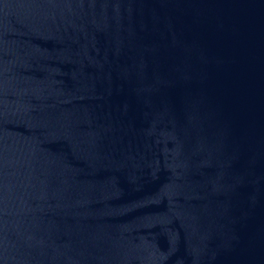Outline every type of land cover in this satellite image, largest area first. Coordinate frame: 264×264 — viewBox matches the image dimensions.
Returning a JSON list of instances; mask_svg holds the SVG:
<instances>
[{
	"label": "water",
	"instance_id": "water-1",
	"mask_svg": "<svg viewBox=\"0 0 264 264\" xmlns=\"http://www.w3.org/2000/svg\"><path fill=\"white\" fill-rule=\"evenodd\" d=\"M0 264H264V0H0Z\"/></svg>",
	"mask_w": 264,
	"mask_h": 264
}]
</instances>
